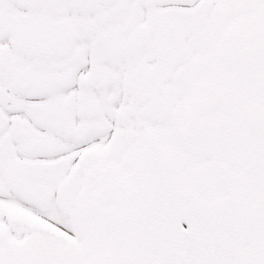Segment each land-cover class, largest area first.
Returning a JSON list of instances; mask_svg holds the SVG:
<instances>
[{
    "label": "snow or ice",
    "instance_id": "snow-or-ice-1",
    "mask_svg": "<svg viewBox=\"0 0 264 264\" xmlns=\"http://www.w3.org/2000/svg\"><path fill=\"white\" fill-rule=\"evenodd\" d=\"M0 264H264V0H0Z\"/></svg>",
    "mask_w": 264,
    "mask_h": 264
}]
</instances>
